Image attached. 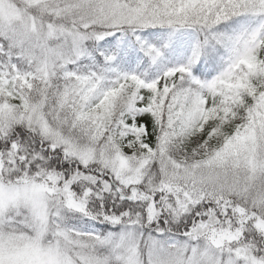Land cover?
I'll use <instances>...</instances> for the list:
<instances>
[{
  "label": "snow or ice",
  "instance_id": "snow-or-ice-1",
  "mask_svg": "<svg viewBox=\"0 0 264 264\" xmlns=\"http://www.w3.org/2000/svg\"><path fill=\"white\" fill-rule=\"evenodd\" d=\"M0 264H264V0H0Z\"/></svg>",
  "mask_w": 264,
  "mask_h": 264
}]
</instances>
